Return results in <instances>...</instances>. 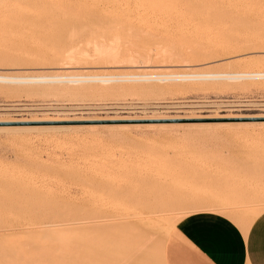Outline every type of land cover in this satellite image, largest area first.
<instances>
[{
    "label": "rangeland",
    "instance_id": "obj_1",
    "mask_svg": "<svg viewBox=\"0 0 264 264\" xmlns=\"http://www.w3.org/2000/svg\"><path fill=\"white\" fill-rule=\"evenodd\" d=\"M60 36L89 55L59 59ZM243 71H264L261 0H0V74L14 77L0 80V260L162 264L172 229L194 211L247 226L264 211V77H191ZM78 221L114 229L112 261L96 257L110 235Z\"/></svg>",
    "mask_w": 264,
    "mask_h": 264
},
{
    "label": "crops",
    "instance_id": "obj_2",
    "mask_svg": "<svg viewBox=\"0 0 264 264\" xmlns=\"http://www.w3.org/2000/svg\"><path fill=\"white\" fill-rule=\"evenodd\" d=\"M232 219L206 210L186 215L167 240L165 263L264 264V211L247 226Z\"/></svg>",
    "mask_w": 264,
    "mask_h": 264
},
{
    "label": "bare ground",
    "instance_id": "obj_3",
    "mask_svg": "<svg viewBox=\"0 0 264 264\" xmlns=\"http://www.w3.org/2000/svg\"><path fill=\"white\" fill-rule=\"evenodd\" d=\"M261 1H264V0H261ZM140 3H141V2H140ZM146 3H147V2H146ZM144 4H145V2H144ZM131 5H132V4H131ZM148 5H149V4H148ZM139 7H140V6H139ZM141 8H142V7H141ZM145 9H146V8H145ZM148 13H150V12H148ZM94 15H95V14H94ZM96 16H97V15H95L94 17H96ZM130 16H131V13H130ZM94 17H93V18H94ZM98 17H99V16H98ZM91 18H92V17H91ZM93 18H92V20H93ZM89 19H90V18H89ZM95 19H97V18H95ZM98 19H100V17H99ZM98 19H97V20H98ZM90 20H91V19H90ZM24 21H25V20H24ZM93 21H94V20H93ZM25 22H26V21H25ZM76 22H77V21H76ZM78 22H79V21H78ZM78 22H77V23H78ZM80 22H81V21H80ZM81 23L84 24V22H81ZM25 24H26V23H25ZM71 24H72V23H71ZM78 25H79V24H78ZM65 26H66V25H65ZM81 26H82V24L80 25V27H81ZM62 28H63V27H62ZM129 30H130V29H129ZM129 30H128V31H129ZM58 31H59V30H58ZM130 31H131V30H130ZM143 33H144V32H143ZM134 34H136V32H134ZM136 35H137V34H136ZM134 37L137 38V36H135V35H134ZM51 39H52V38H51ZM58 39L61 41L60 44H62V46H61L60 48H58V49H59V51H61V54L63 53L62 56H60V57L57 56V57H59V59L61 58V60H64L65 62H68V63H71V61H74L73 59H74V57H75L76 52H77V53L80 52L79 55L82 56V54H83L82 51H83V50H81V51H79V52L76 51L81 45L79 44V45H78L79 47L77 46V47H78V48H77V47H76L77 43H76L75 40H72V39L67 38V37L64 38V37H62V36H60ZM95 39H96V38H95ZM116 39L119 40V38H116ZM93 41L96 42V40H94V39H93ZM116 41H117V40H116ZM119 41H120V40H119ZM128 41H129V40H128ZM97 43H98V42H97ZM97 43H94V46H93V45H92V46H93V47H96L95 44L97 45ZM99 43H100V42H99ZM89 44H91V43H89ZM92 44H93V42H92ZM102 44H103V43H102ZM110 44H111V41H110ZM116 44H117V43H116ZM118 44H119V43H118ZM118 44H117V45H118ZM126 44H127V43H126ZM99 45H100V44H98V46H99ZM104 45H105V44H104ZM112 45H113V44H111L110 46H112ZM117 45H116V47H115V45H114L115 49L117 48ZM87 46H89L88 43H87ZM98 46H97V47H98ZM108 46H109V45H108ZM97 47H96V48H97ZM100 47H101V49L103 50V48H102V47H104L103 45H100L97 49H99ZM114 47H113V48H114ZM166 47H167V46H166ZM171 47H172V46H171ZM96 48H95V50H96ZM108 48H110V49H108ZM108 48H106V50H107V51H108V50H111V52H112V53H110V51H108V53H110V54H112V56H114L115 54H113V51L115 52L116 50H113V48L111 49V47H108ZM58 49H57V50H58ZM79 49H80V48H79ZM119 49H121V48L119 47ZM165 49H166V48H165ZM217 49H218V48H216V50H217ZM102 50H101V51H102ZM112 50H113V51H112ZM150 50H151V49H150ZM218 50H219V49H218ZM55 51H56V50H55ZM97 51H98V50H97ZM107 51H105V47H104V55H105V53H107ZM56 52H57V51H56ZM83 52H84V53L86 52V53L88 54L87 51H83ZM98 52H99V51H98ZM98 52H96V53L99 54ZM102 52H103V51H102ZM117 52H118V51H116V53H117ZM145 52H146V51H145ZM168 52H169V51H168ZM175 52H176L177 54H175V55H171V56H173V57H174V56H178V52H177V51H175ZM223 52H224V51H223ZM233 52H234V51H233ZM233 52H232V53H233ZM50 53H52V52H50ZM108 53H107V55H108ZM123 53H124V52H123ZM123 53H122V54H123ZM135 53L137 54L138 52H135ZM163 53H165V52H163ZM224 53L226 54L227 52H224ZM228 53H229V52H228ZM101 54H102V53H101ZM110 54H109V55H110ZM118 54H119V53H118ZM158 54H159V53H158ZM170 54H172V53L170 52L169 54H165V55H168V57H169ZM225 54H224V55H225ZM229 54H230V53H229ZM55 55H56V54H55ZM76 55H78V54H76ZM79 55H78V56H79ZM83 55L85 56V54H83ZM88 55H89V54H88ZM99 55H100V54H99ZM99 55H98V56H99ZM104 55H100V56L102 57V56H104ZM138 55L140 56V53H139ZM161 55H162V53H161ZM227 55H228V54H227ZM84 56H82V57H84ZM86 56H87V55H86ZM86 56H85V57H86ZM96 56H97V55H96ZM110 56H111V55H110ZM155 56H157V55H155ZM171 56H170V57H171ZM179 56H181V55H179ZM55 57H56V56H55ZM57 57H56V58H57ZM76 57H77V56H76ZM93 57H95V56H93ZM142 57H143V55H142ZM146 57H148L147 54H146ZM53 58H54V57H53ZM53 58H52V60H53ZM77 58H78V57H77ZM88 58H90V56H88ZM91 58H92V57H91ZM137 58H138V57H137ZM144 58H145V56H144ZM144 58H143V61H145ZM150 58H151V57H150ZM154 58H155V57H154ZM163 58H164V57H163ZM171 58H172V57H171ZM180 58H181V57H180ZM97 59H98V57H97ZM110 59H112V61L114 60L113 58H110ZM124 59H126V58H124ZM131 59H132L131 62L134 61V60H137V61L139 60V59H136V58L134 59L133 57H132ZM133 59H134V60H133ZM147 59H148V58H146V60H147ZM172 59H173V58H172ZM174 59H175V58H174ZM57 60H58V59H57ZM75 60H76V59H75ZM78 60H79V59H78ZM81 60H83V59H81ZM87 60H88V59H87ZM107 60H108V59H107ZM148 60H149V59H148ZM148 60H147V61H148ZM64 61H63V62H64ZM76 61H77V60H76ZM108 61H110V60H108ZM112 61H111V62H112ZM122 61H123V60H122ZM125 61H127L126 63H128V62L130 61V59H129V60H125ZM137 61H136V62H137ZM59 62L61 63V61H59ZM113 62H115V61H113ZM120 62H121V61H120ZM120 62H119V63H120ZM131 62H129V63H131ZM133 63H135V62H133ZM142 63H143V62H142ZM221 73H222V72H221ZM188 74H189V73H188ZM191 74H193V73H191ZM191 74H189V75H191ZM146 75H147V74H146ZM165 75H166V74H165ZM176 75H177V74H176ZM193 75H194V76H191V77H199V78H217V79H218V78H222V77H224V78H228V79H236V78H241V77H264V71H243V72H233V73H231V74H218V73H217V74H213V73H211V74H209V73H208V74H206V73H204V74H199V73H198V74H197V73H195V74H193ZM14 76L17 77V80H18V79L23 80V81H24V80H27V81L29 80L30 82H43V81H46V82H47V81H51V80H58V79L66 78L65 76H62V75H52V76H50V75H43V76H42V75H38V76H33V75H32V76H28V75H26L27 77H25V76H21V75H20V77H18L17 75H14ZM68 76H69V75H68ZM132 76H134V75H131L130 77H132ZM135 76H137V75H135ZM141 76L144 77V75H141ZM141 76H140V77H141ZM148 76H149V75H147V77L145 76L146 79L149 78ZM151 76H152V75H151ZM151 76H150V78H151ZM166 76H167V75H166ZM168 76L170 77V75H168ZM171 76H173V75H171ZM178 76H179V75H178ZM178 76H177V77H178ZM185 76H187V74H185ZM116 77H117V76H116ZM116 77H115V76H82V75L80 76V75H76V76H70L69 78H71L72 80H76V82H79L80 80H83V81H84V80L91 79V78H95V80H96V78H99L100 80H102V81L104 82V81H110V80H113V79H115ZM119 77H120V76H118V78H119ZM123 77H124V76H123ZM156 77H158V75H157ZM169 77H168V78H169ZM69 78H66V79H69ZM120 78H121V77H120ZM133 78H134V77H133ZM133 78H131V79H133ZM141 78H142V77H141ZM179 78H180V76H179ZM6 79H7V80H9V79H14V77H12V76H7V75H5V74L2 75V73H1V74H0V80H6ZM129 79H130V78H129ZM135 79H136V78H135ZM171 79H172V78H171ZM72 80H71V81H72ZM77 80H79V81H77ZM165 80H166V79H165ZM59 81H60V80H59ZM71 81H70V82H71ZM9 82H10V80H9ZM72 82H73V81H72ZM22 83H23V82H22ZM110 187H111V186H110ZM126 188H127V187H126ZM6 189H7V188H6ZM125 190L127 191V189H125ZM121 191H122V190H121ZM123 191H124V189H123ZM130 191H131V190H130ZM130 191H128V192H130ZM128 192H127V193H128ZM116 193H117V192H116ZM119 193H120V192H119ZM119 193H118V194H119ZM121 193H122V195H123V192H121ZM125 193H126V192H125ZM127 193H126V194H127ZM130 193H131V192H130ZM126 194H125V195H126ZM157 194H159V193H157ZM157 194H156V195H157ZM2 195H3V194H2ZM127 195H128V194H127ZM127 195H126V196H127ZM132 195H133V194H132ZM3 196H4V195H3ZM8 196H9V195H8ZM123 196H124V195H123ZM129 196H130V198H131V195H128L127 198H129ZM5 197H7V195H6ZM9 197H11V196H9ZM12 197L15 198L14 196H12ZM12 197H11V198H12ZM157 197H159V196H157ZM2 198H3V197H2ZM2 198H1V196H0V199H2ZM38 198H39V197H38ZM124 198H125V197H124ZM132 198H133V196H132ZM132 198H131V199H132ZM135 198H136L135 200H138L136 196H135ZM155 198H156V197H155ZM160 198H161V197H160ZM19 199H21V198H19ZM23 199H24V198H23ZM131 199H129V200H131ZM140 199H141V197H140ZM145 199L148 200L149 198H148V199L145 198ZM145 199H142V200H145ZM152 199H153V198H152ZM161 199H163V197H162ZM161 199H160V200H161ZM164 199H166V198H164ZM164 199H163V200H164ZM2 200H3V199H2ZM5 200H6V199H4L2 202H4ZM11 200H14V199H9V198H7V202H8V203H9V201H10V203H11ZM15 200L18 201V199H15ZM135 200H134V201H135ZM149 200H150V199H149ZM154 200H155V199H154ZM156 200H157V199H156ZM163 200L160 201V203H159V204H161V206L165 204V203L163 204ZM17 201H16V202H17ZM132 201H133V200H132ZM134 201H133V202H134ZM138 201H140V200H138ZM157 201H158V200H157ZM170 201L172 202V200H170ZM170 201H168V202L170 203ZM173 201H174V200H173ZM7 202H6V203H7ZM148 202H149V201H147V203H148ZM152 202H153V200H152ZM152 202H151V203H152ZM14 203H15V202H13L12 204H14ZM151 203H150V204H151ZM150 204H149V205H150ZM154 204L157 205V203H154ZM257 204H258V203H257ZM206 205H207V204H206ZM208 205H209V204H208ZM226 205H227V204H226ZM204 206H205V205H204ZM221 206H222V205H221ZM221 206L218 204V207H217V204H216V205H211L210 207H209V206H208V207H209V209H216V208H217V209H220V208H222ZM197 207H198V206H197ZM199 207H201V206L199 205ZM208 207H206V208H204V209H207ZM224 207H226V206H224ZM226 208H227V207H226ZM194 209H198V208H195V207H194ZM194 209H192V210H194ZM199 209H200V208H199ZM201 209H203V207H202ZM217 209H216V210H217ZM222 209H223V208H222ZM223 210H225V209H223ZM227 210H228V209H227ZM198 211H199V210H198ZM232 211H233V210H232ZM217 212H218V211H217ZM220 212H225V211H221V209H220ZM227 212H228V211H227ZM230 212H231V210H230ZM233 212H234V211H233ZM141 213H142V212H141ZM148 213H150V212H148ZM231 213H232V212H231ZM154 214H155V213H154ZM154 214H152V215H154ZM222 214H223V213H222ZM227 214H228V213H227ZM130 215H131V214H130ZM138 215H139V214H138ZM141 215H142V214H141ZM143 215L145 216V214H143ZM147 215H148V214H147ZM147 215H146V216H147ZM157 215H158V214H157ZM124 216H126V215H124ZM134 216H135V215H134ZM232 216H233V215H232ZM150 217H151V216H150ZM102 218H103V217H102ZM139 218H142V217H139ZM151 218H152V217H151ZM153 218H154V217H153ZM176 218H177V217H176ZM168 219H169V218H168ZM178 219H179V218H178ZM152 220H154V219H152ZM155 220H156V219H155ZM155 220H154V221H155ZM158 220H160V219H158ZM232 220H233V219H232ZM235 220H237V219H235ZM99 221H100V219H99ZM129 221H130V220H129ZM129 221H127V222H129ZM132 221H133V220H132ZM136 221H137V220H136ZM150 221H151V219H150ZM150 221H149V222H150ZM103 222H104V221H103ZM140 222H141V221H140ZM146 222H147V221H146ZM151 222H152V221H151ZM108 223H109V222H108ZM138 223H139V222H138ZM138 223L136 222V224H138ZM144 223H145V222H144ZM153 223H155V222H153ZM158 223H159V222H158ZM158 223H157V224H158ZM175 223H176V221H175ZM175 223H174V225H175ZM237 223H238V222H237ZM102 224H103V223H102ZM133 224H134V223H133ZM136 224H135V225H136ZM73 225H76V227L81 228L83 231H90V230H92V232H93V231L95 230V233H96V231H97V233H98L97 235H99L100 237H102V236H107V235L109 234V235H110V236H109V241H111V242H109V245L112 244L113 247H109L108 244H104V245L101 247V249H99V250L97 251V253H96V257H98L100 260L104 261V263L107 262V261H109V260H111V259H113V258L115 257V256H114V257H112V256L114 255L113 253H115V250H116V244H117V237H118V236L116 237L115 235H117V234H115V235L113 234V232H114L113 230H114V229H113L111 226H108V225H107V226H104V225L102 226V225H99L98 223H97V224H95V223H88V221H87V222H83V221L81 222V221H78L77 223H74ZM73 225H72V226H73ZM117 225H118V224H117ZM128 225H129V223H128ZM140 225H141V224H140ZM145 225L147 226L148 224H145ZM149 225H150V224H149ZM149 225H148V226H149ZM174 225H172V227H173ZM49 226H50V225H49ZM49 226H45V225H44V226H40V227H41L42 229H46V231H45V233H46V232L48 231V228H51V227H49ZM55 226L57 227V225H55ZM112 226H113V225H112ZM130 226H131V224H130ZM138 226H139V225H138ZM138 226H137V227H138ZM141 226H142V225H141ZM170 226H171V225L168 224L167 222H165V223H163V224H159V227L161 228L160 230H162L163 232H165V231H167L168 229H170ZM52 227H53V226H52ZM119 227H120V226H119ZM123 227H124V226H123ZM132 227L135 228V226H132ZM139 227H140V226H139ZM142 227H143V226H142ZM243 227H244V226H243ZM128 228H129V227H128ZM134 228H132V229H134ZM144 228H145V227H143V230L146 229V228H145V229H144ZM149 228H150V227H149ZM149 228H148V229H149ZM245 228H246V227H245ZM245 228H244V229H245ZM81 229H80V231H81ZM115 229H117V228H115ZM135 229H136V228H135ZM135 229H134V231H135ZM153 229H154V227H153ZM171 229H172V228H171ZM32 230H33V229H32ZM34 230H35V229H34ZM40 230H41V229H40ZM118 230H119V229H118ZM130 230H131V229H130ZM137 230H138V229H137ZM139 230H140V228H139ZM141 230H142V228H141ZM143 230H142V231H143ZM146 230H147V229H146ZM149 230H151V229H149ZM115 231H117V230H115ZM120 231H121V230H120ZM152 231H153V230H152ZM168 231H169V230H168ZM34 232H35V231H34ZM36 232L38 233L37 229H36ZM92 232H91V233H92ZM124 232H125V231H124ZM127 232H128V231H127ZM132 232H133V230H132ZM138 232H140V231H138ZM45 233H44V234H45ZM85 233H86V232H85ZM89 233H90V232H89ZM89 233H88V234H89ZM93 233H94V232H93ZM114 233H115V232H114ZM120 233H121V232H120ZM120 233H119V235H120ZM129 233H131V232L129 231ZM129 233H128V235H129ZM135 233H136V232H134L133 234L136 236ZM140 233H141V232H140ZM160 233H161V231H160ZM35 234H36V233H35ZM131 234H132V233H131ZM138 234H139V233H138ZM111 235H113V236H111ZM122 235H123V233H122ZM139 235H140V234H139ZM143 235H144V234H143ZM156 235H157V234H156ZM124 236H125V235H124ZM131 236H132V235H131ZM137 236H138V235H137ZM141 236H142V235H140V237H141ZM157 236H158V235H157ZM161 236H162V235H161ZM163 236H164V235H163ZM140 237H139V239H141ZM150 237H151V236H150ZM154 237H156V236H154ZM104 238H105V237H104ZM136 238H137V237H136ZM136 238H135V239H136ZM143 238L145 239V237H143ZM151 238H152V237H151ZM151 238H149V236H148V238H147L146 240L149 241ZM159 238H160L161 241H162V238H161V237H159ZM119 239H120V238H119ZM121 239H123V237H122ZM121 239H120V240H121ZM144 239H143V240H144ZM148 239H149V240H148ZM155 239H156V238H155ZM155 239H152V240H155ZM160 239H158V240H160ZM123 240H124V239H123ZM127 240H128V239H127ZM127 240H126V241H127ZM158 240H157V241H158ZM136 241H138V240H136ZM140 241H141V240H140ZM147 241H146V242H147ZM155 241H156V240H155ZM155 241H151V242H155ZM161 241H160L159 243H161ZM123 242H124V241H123ZM144 242H145V240H144ZM146 242H145V243H146ZM77 243H78V242H77ZM119 243H120V242H119ZM121 243H122V242H121ZM126 243H127V242H126ZM157 243H158V242H156V244H157ZM71 244H72V243H71ZM151 244L153 245V243H151ZM23 245H24V244H23ZM41 245H42V244H41ZM43 245H44V244H43ZM49 245H51V244H49ZM53 245H55V247H56L57 244H53ZM125 245H126V244H125ZM125 245H124V247H125ZM141 245H142V244H141ZM141 245H140V246H141ZM144 245H145V244H143L142 246H144ZM157 245H158V244H157ZM44 246H45V245H44ZM47 246H48V245H46V247H47ZM69 246H70V245H69ZM72 246H73V245H72ZM81 246H82V245H81ZM121 246H122V245H121ZM149 246H150V244H149ZM29 247H30V245H29ZM38 247H39V246H38ZM38 247H37V248H38ZM46 247H45V248H46ZM105 247H109V248H105ZM145 247H146V249H147V246H145ZM145 247L143 248L144 250H141V251L139 250L140 253H139V251H137V253H139L140 256L143 255L142 251H144V253H145V251H146ZM157 247H158V246H157ZM164 247H165V245H164ZM12 248H13V247H12ZM42 248H43V246H42ZM42 248H41V249H42ZM45 248H44V249H45ZM56 248H57V247H56ZM56 248H55V249H56ZM64 248H65V247H64ZM79 248H81V247L79 246V247H78V250H79ZM103 248H104L105 250H104ZM127 248H128V247H127ZM129 248H130V247H129ZM140 248H142V247H140ZM159 248H160V247H159ZM19 249H21V247H20ZM26 249H27V248H26ZM26 249H25V250H26ZM30 249H31V248H30ZM44 249H43V250H44ZM160 249H161V248H160ZM8 250H9V248H8ZM10 250H12V252H13V250L15 251L16 248H15V249H10ZM10 250H9V251H10ZM27 250H28V249H27ZM27 250H26V251H27ZM35 250H36V249H35ZM37 250H38V249H37ZM64 250H65V249H64ZM74 250H75V249H74ZM112 250H113V251H112ZM122 250H123V249H122ZM122 250L120 249V252H121ZM128 250H129V249H128ZM149 250H150V247H149ZM153 250H154V249H152V251H153ZM163 250H164V249H163ZM17 251H18V250H17ZM48 251H49V250H48ZM65 251H66V250H65ZM65 251H63V252H65ZM69 251H70V250H69ZM110 251H111V252H110ZM131 251H132V250H131ZM156 251H157V249H156ZM156 251H155V252H156ZM3 252H4V250H3ZM3 252H2V253H3ZM12 252H10V253H11V254H13V253L16 254V252H13V253H12ZM21 252H23V250H22ZM21 252H18V253H21ZM76 252H77V251H76ZM109 252H110V253H109ZM125 252H126V251H125ZM146 252H148V250H147ZM160 252H161V251H160ZM160 252H159V253H160ZM4 253H6V252H4ZM27 253H28V252H27ZM43 253H45V252H43ZM72 253H73V252H72ZM74 253H75V252H74ZM74 253H73V254H74ZM122 253H124V252H122ZM137 253H136V254H137ZM159 253H158V254H159ZM8 254H9V252H7V255H8ZM11 254H9V255H11ZM24 254H25V253H24ZM29 254H32V252H30ZM34 254H35V253H34ZM40 254H41V252H40ZM64 254H65V253H64ZM75 254H76V253H75ZM75 254H74V255H75ZM112 254H113V255H112ZM152 254H154V253L152 252ZM156 254H157V252H156ZM156 254H154V256H155ZM158 254H157L156 256H158ZM161 254L163 255L162 252H161L159 255H161ZM4 255H6V254H4ZM4 255H3V256H4ZM19 255H20V254H19ZM19 255H18V256H19ZM22 255H23V254H22ZM44 255H45V254H44ZM59 255H60V254H59ZM67 255H68V254H67ZM126 255H127V253H126ZM24 256H25V255H24ZM36 256H38V255H36ZM39 256H40V255H39ZM45 256H46V255H45ZM156 256H155V258H156ZM1 257H2V256H1ZM9 257H10V256H9ZM26 257H27V256H26ZM26 257H25V258H26ZM30 257H31V256H30ZM40 257H44V256L41 255ZM40 257H38V258H40ZM57 257H58V256H57ZM60 257H61V256H60ZM60 257H58V258H60ZM62 257H63V256H62ZM62 257H61V258H62ZM72 257H73V256H72ZM132 257H133V256H132ZM134 257H135V256H134ZM134 257H133V258H134ZM159 257L161 258L162 256H159ZM159 257H158V258H159ZM163 257H164V256H163ZM163 257H162V258H163ZM2 258H3V257H2ZM4 258H5V257H4ZM10 258H11V257H10ZM16 258H17V257H16ZM21 258H22V259H25V258H23L22 256H21ZM31 258H32V257H31ZM33 258H36V257L33 256ZM33 258H32V259H33ZM44 258H45V257H44ZM64 258H68V257H66V256L64 255ZM143 258H144V257H143ZM155 258L153 257V259H155ZM158 258H156L155 261H157ZM160 258L158 259V261H159L158 263H161V262H162V261L160 260ZM162 258H161V259H162ZM17 259L19 260V258H17ZM17 259H16V260H17ZM62 259H63V258H62ZM73 259H74V257H73ZM119 259H120V258H119ZM1 260H2V259H1ZM1 260H0V261H1ZM3 260H4V259H3ZM3 260H2V261H3ZM6 260H9V258H8V259H5L4 261H6ZM35 260H36V259H35ZM44 260L46 261V258H45V259H41V260H40V263H37V264H64V263H60V262L57 263V262H53V261L45 262ZM48 260H49V259H48ZM57 260H58V259H57ZM83 260H84V259H83ZM86 260H87V259H85L84 261L87 262ZM106 260H107V261H106ZM120 260H121V259H120ZM122 260H123V259H122ZM125 260H126V259H124V261H125ZM130 260H131V259H130ZM163 260H164V258H163ZM4 261H3V263H1V264H4ZM20 261H21V260H20ZM24 261H25V260H24ZM30 261H31V259H30ZM32 261H33V260H32ZM65 261H66V260H65ZM74 261H75V260H74ZM76 261H77V260H76ZM88 261H89V260H88ZM111 261H112V260H111ZM111 261H110V262H111ZM128 261H129V260H128ZM155 261H154V262H155ZM160 261H161V262H160ZM8 262L11 263L10 261H8ZM18 262H19V261H18ZM18 262H17V263H18ZM26 262H27V261H26ZM36 262H38V260H37ZM36 262H33V263H36ZM62 262H64V260H63ZM66 262L68 263L69 261H66ZM94 262H95V261H94ZM114 262H115V261H114ZM116 262H117V264H118V261H116ZM19 263H20V262H19ZM19 263H18V264H19ZM67 263H66V264H67ZM112 263H113V262H111V264H112ZM121 263H122V262H121ZM121 263H119V264H121ZM127 263H128V262H127ZM127 263H126V264H127ZM134 263H135V262H134ZM137 263H138V262H137ZM163 263L166 264L165 261L162 262V264H163ZM5 264H6V263H5ZM20 264H21V263H20ZM24 264H25V263H24ZM29 264H30V263H29ZM68 264H69V263H68ZM70 264H71V263H70ZM73 264H75V263H73ZM77 264H78V263H77ZM79 264H84V262L82 261V263H79ZM89 264H93V263L89 261ZM123 264H124V262H123ZM144 264H145V263H144Z\"/></svg>",
    "mask_w": 264,
    "mask_h": 264
}]
</instances>
